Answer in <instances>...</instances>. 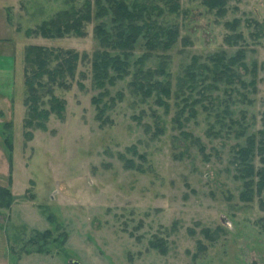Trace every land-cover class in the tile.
<instances>
[{"label": "rangeland", "instance_id": "rangeland-1", "mask_svg": "<svg viewBox=\"0 0 264 264\" xmlns=\"http://www.w3.org/2000/svg\"><path fill=\"white\" fill-rule=\"evenodd\" d=\"M86 1L0 0V39L11 43L6 51L22 67L16 89L22 107L2 132L12 145L6 148L15 202L0 211L12 264H264V190L254 185L251 198L242 196L237 161L255 135V169L264 168L258 150L264 133V0H227L222 9L206 0H179L176 13L163 1L140 0L162 8L161 16L154 15L160 24L179 29L169 50L144 63L145 70H156L165 61L166 72L154 80L170 83L171 96L162 95L166 103H158L157 91L147 97L131 85L147 51L141 38L128 74L104 89L93 84L91 59L81 61L70 87L55 88L66 102L64 118L52 113L46 128L27 137L26 46L75 49L92 58L101 48L95 28L111 26L112 15L96 17L97 1L91 0L95 17L85 36L26 31ZM236 33L240 40L229 39ZM242 49L244 65L230 72L231 83L215 86L212 77L198 76L194 91L179 85L194 56L206 62L215 53L233 56ZM45 230L53 232L48 243L30 242Z\"/></svg>", "mask_w": 264, "mask_h": 264}, {"label": "trees", "instance_id": "trees-1", "mask_svg": "<svg viewBox=\"0 0 264 264\" xmlns=\"http://www.w3.org/2000/svg\"><path fill=\"white\" fill-rule=\"evenodd\" d=\"M98 12L96 17L112 15L111 26L107 22L97 24L95 32L100 42L101 48L96 50L92 58L88 53H80L75 49H64L61 47H50L40 44H29L24 52V77L27 96L25 106L27 115L24 120V126L27 129L26 136L32 137V129L46 128L47 121L51 114H56L59 118H64L66 102L55 94V88H69L75 79L78 67L81 61L91 59L93 84L104 89L108 84H114L116 80L122 79L128 74L130 66V57L136 48L138 41L143 38L147 49L137 60L134 81L131 85L135 91L144 96H151L154 91L160 93L158 103H166L162 95L171 96V86L169 82L154 80L156 75H163L166 67L163 61L160 68L156 70H145L144 63L153 56L158 50H169L179 37L178 26H165L154 18L161 16L162 8L157 4H148L140 0H96ZM169 7V11L176 13L180 9L179 0H159ZM227 0H206V4L211 7L219 5V9L225 6ZM93 5L91 0H87L80 8L72 6L70 9L58 12L49 20H45L35 29H28L27 36L33 34L41 35L47 38H62L65 36H85L86 25L95 17L93 14ZM237 22L230 23L232 29H235ZM242 38L241 33L230 36L229 39L238 41ZM112 51H117L114 53ZM244 50L237 51L233 56H227L225 53H215L209 56L206 62H200L199 57L194 56L192 63L185 69V74L179 80V85L184 88L185 85L191 90H195V81L198 76L202 80H208L212 77L217 86L219 82L230 81V72L235 67L244 65ZM234 74V73H233ZM81 85H83L81 83ZM214 87V86H211ZM183 90V89H182ZM190 91V92H191ZM103 94L102 96H104ZM94 102H100L94 98ZM105 108H101L100 117ZM227 111V110H226ZM179 123V122H178ZM11 125L6 123L2 126L5 129ZM188 137V133L183 132ZM259 150L261 160L264 163V133ZM6 146L11 148L9 137H5ZM256 136L251 135L247 139V145L238 151L237 161L240 170L239 177L245 180V189L242 196L251 198L254 191V185L258 191L264 190V168L255 169L254 159L256 154ZM242 165V166H241ZM258 175L255 183L254 177ZM247 190L249 194L247 195ZM14 194L9 186L0 187V209H11L14 202ZM264 205V202H263ZM52 230L43 232L36 231V235L30 238V242L35 244L43 240L44 244L52 238ZM42 252V247L37 249Z\"/></svg>", "mask_w": 264, "mask_h": 264}, {"label": "crops", "instance_id": "crops-1", "mask_svg": "<svg viewBox=\"0 0 264 264\" xmlns=\"http://www.w3.org/2000/svg\"><path fill=\"white\" fill-rule=\"evenodd\" d=\"M7 44L11 43L1 41L0 39V187L9 186L12 190L14 186V180L11 172L12 162L10 153L6 148L5 139L2 133V126L11 122L15 117L17 110L20 106L22 107V103L20 101L21 98H18L16 95L17 85H21L22 82V80H20L22 67L20 68V62L17 60L15 53H7ZM3 210L4 209H0V211ZM0 264H12L8 234L6 228L1 224Z\"/></svg>", "mask_w": 264, "mask_h": 264}, {"label": "water", "instance_id": "water-1", "mask_svg": "<svg viewBox=\"0 0 264 264\" xmlns=\"http://www.w3.org/2000/svg\"><path fill=\"white\" fill-rule=\"evenodd\" d=\"M69 264H81L79 260L77 259H71Z\"/></svg>", "mask_w": 264, "mask_h": 264}]
</instances>
